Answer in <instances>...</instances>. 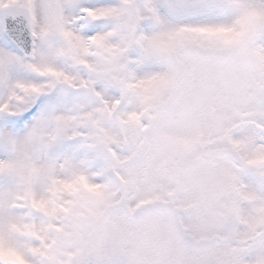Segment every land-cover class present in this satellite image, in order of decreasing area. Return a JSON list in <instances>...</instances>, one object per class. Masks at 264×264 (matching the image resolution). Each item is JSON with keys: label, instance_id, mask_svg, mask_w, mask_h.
Masks as SVG:
<instances>
[{"label": "snow or ice", "instance_id": "obj_1", "mask_svg": "<svg viewBox=\"0 0 264 264\" xmlns=\"http://www.w3.org/2000/svg\"><path fill=\"white\" fill-rule=\"evenodd\" d=\"M0 264H264V0H0Z\"/></svg>", "mask_w": 264, "mask_h": 264}]
</instances>
